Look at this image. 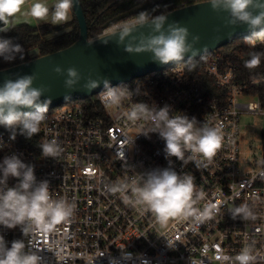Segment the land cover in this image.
I'll use <instances>...</instances> for the list:
<instances>
[{
  "label": "built area",
  "instance_id": "built-area-1",
  "mask_svg": "<svg viewBox=\"0 0 264 264\" xmlns=\"http://www.w3.org/2000/svg\"><path fill=\"white\" fill-rule=\"evenodd\" d=\"M137 17L112 24L99 37L117 32ZM257 46L264 53V42L257 41ZM201 74L209 83L199 82ZM116 87L127 91L119 105L101 101L107 88L87 98V104L82 99L59 111L48 110L40 126V145L56 139L63 149L56 158L44 157L41 147L29 148L18 135L12 140L10 132L0 129V162L19 155L34 166L37 183H49L53 199L75 205L70 218L49 231L36 229L28 237L19 227L0 226L8 246L15 239L24 240L25 250L37 253L41 264H234V257L247 247L256 257L251 264H264V138L261 154L256 152L249 166L243 165L240 148L241 117L264 116V70L243 80L218 49L111 88ZM140 104L150 109L168 106L171 115L194 117L197 128L219 127L221 149L199 168L196 162L166 159L158 134H142L150 122L128 118ZM169 166L180 175H192L203 198L194 193L193 214L161 225L137 202L131 188L133 181L142 186L148 172ZM16 183V178L8 181L10 187ZM118 185L127 188L113 193ZM212 204L217 208H211L209 217L198 219L196 215ZM244 204L251 215L234 218V209ZM125 253H132V258L124 259Z\"/></svg>",
  "mask_w": 264,
  "mask_h": 264
},
{
  "label": "clouds",
  "instance_id": "clouds-1",
  "mask_svg": "<svg viewBox=\"0 0 264 264\" xmlns=\"http://www.w3.org/2000/svg\"><path fill=\"white\" fill-rule=\"evenodd\" d=\"M26 2L27 0H0V22L5 26L10 20L14 23ZM208 2L213 10L228 13V24L247 26L251 36L244 39L245 44L255 47L257 41L264 42V0H208ZM73 8L74 0H55L51 9L47 0H32L23 15L38 21L50 20L56 25L67 23ZM166 21L167 17L163 14L152 17L142 12L134 23L125 22L117 29L118 42L122 43L128 38L130 43L127 51L151 52L153 61L161 65L183 61L187 54L193 51V44L187 41L189 30L178 24H170L165 29ZM149 25L152 26L154 34L139 37L135 35L140 28ZM6 30V27L0 28V31ZM199 39V36H194L193 43L199 42ZM22 50V46L13 43L11 39L0 38V57L5 61L14 60L16 54ZM261 58L262 54L253 53L251 58L245 61L244 66L250 70L254 69L261 64ZM191 62L189 58V63ZM54 71L63 74V69L59 66ZM80 78L75 67L68 68L65 88L75 90ZM35 80L34 74L24 75L15 80L7 79L0 85V126L11 133L12 140L16 139L17 130L19 134L31 139L39 133L41 124L47 119L51 99H42L45 89L33 86ZM104 84L108 91L101 94V101L119 105L127 94L126 89L108 87L107 80H104ZM96 87L98 81L95 80H90L84 85L87 90ZM127 115L131 120L144 119L150 122V128L142 131V134L145 136H150V133L158 134L165 143L166 159L175 157L184 164L196 162L199 168L203 160L211 162L222 147L223 136L219 127L205 125L197 128L194 117L189 119L186 115H171L168 106L150 109L147 105L140 104ZM40 147L44 157L56 158L63 151L56 139L45 141ZM186 153L190 155L186 156ZM10 178H16L18 183L10 187L8 185ZM126 188L127 185H118L112 188V192ZM131 191L137 202L145 205L147 211H150L161 225L172 218L193 214L194 193L197 198H203L202 192L197 193L194 177L189 174L180 175L171 166L148 172L142 186L133 181ZM211 208H217V205L206 207L203 212L196 215L197 218L201 220L208 218ZM74 209L75 205L69 204L65 199H53L49 183L47 181L37 183L34 166L26 164L19 155L5 156L0 162V226L7 229L19 227L23 235L28 237L36 229L49 231L64 222L72 216ZM240 213L245 215V219L251 215L246 204L234 209V218L235 214ZM25 249L24 240L15 239L9 247L4 236L0 235V264H41L42 258L37 253ZM132 256V253H125L124 259H131ZM223 259L231 258L225 256ZM255 259L249 248L245 247L234 257V264L235 262L251 264ZM145 264L148 262L145 261Z\"/></svg>",
  "mask_w": 264,
  "mask_h": 264
},
{
  "label": "water",
  "instance_id": "water-1",
  "mask_svg": "<svg viewBox=\"0 0 264 264\" xmlns=\"http://www.w3.org/2000/svg\"><path fill=\"white\" fill-rule=\"evenodd\" d=\"M157 2L158 0H152L138 5L108 21L102 26V29L132 17ZM73 10L80 28L79 39L63 50L0 70V85L7 79L15 80L24 75L34 74L36 80L33 86L45 89L42 99H51L49 105V110H51L76 100L90 98L107 89L104 80L108 81V87L123 84L135 77L189 61V58L191 60L198 59L205 54L215 52L235 41L251 36L246 25L232 26L228 24V13L223 10L219 12L213 10L208 0L181 7L163 14L167 17L164 27L167 29L170 24L186 27L189 30L187 41L189 44H193V51L189 52L183 61L161 65L153 61L151 52L127 51L130 41L126 38L122 43L118 42V32L98 38L89 37V25L81 0H74ZM7 26L8 24L5 26L0 22V28ZM152 34H154L153 28L149 25L140 28L135 35L139 37ZM194 36L200 37L199 42L193 43ZM57 66L63 69V74L54 71ZM70 67H75L81 77L75 85V90L65 88L67 69ZM90 80L98 81V87L91 90L85 89L84 85Z\"/></svg>",
  "mask_w": 264,
  "mask_h": 264
},
{
  "label": "trees",
  "instance_id": "trees-1",
  "mask_svg": "<svg viewBox=\"0 0 264 264\" xmlns=\"http://www.w3.org/2000/svg\"><path fill=\"white\" fill-rule=\"evenodd\" d=\"M112 1L113 0H81L85 17L89 25V37L98 38L103 32L102 26L104 24L118 15L131 10L132 7L134 8L136 5L143 4V0H123L115 3ZM201 1L206 0H163L157 4H153L146 13L154 17L178 9L183 4L191 5ZM6 29V31H0V38L11 39L13 43L20 44L23 50L17 53L15 59L12 61H5L3 57H0V70L68 48L73 45L80 36V28L74 10L72 11V20L60 26H54L51 23H43L37 26H33L29 23L15 25L11 23L8 24ZM34 49L39 51L35 56L31 54V50ZM219 53L222 54L227 65H233L239 69L243 80L258 77L264 70V53L261 46L249 48L242 42L235 41L220 48ZM253 53L262 54L261 64L250 70L244 65L245 61L249 60ZM199 82L209 83L202 74ZM87 101H89L87 98L83 99L82 103H86ZM86 107L91 108V104L88 103ZM0 129L8 131L3 126H0ZM17 135L25 146L36 150L40 148L41 136L39 133L34 135L31 139L19 134V130H17Z\"/></svg>",
  "mask_w": 264,
  "mask_h": 264
},
{
  "label": "rangeland",
  "instance_id": "rangeland-1",
  "mask_svg": "<svg viewBox=\"0 0 264 264\" xmlns=\"http://www.w3.org/2000/svg\"><path fill=\"white\" fill-rule=\"evenodd\" d=\"M24 7L28 8L29 6L27 5ZM38 53L39 51H37V49L31 50V54L33 56L37 55ZM75 103L76 102L73 101L63 106H59L55 110L59 111L61 108H67L69 106L74 105ZM263 131H264V116L263 115L245 114L241 117L240 148H241V161L243 165L249 166L250 163L253 161L254 159L253 155L256 152H258V154H261V149L263 146V138H264Z\"/></svg>",
  "mask_w": 264,
  "mask_h": 264
},
{
  "label": "crops",
  "instance_id": "crops-1",
  "mask_svg": "<svg viewBox=\"0 0 264 264\" xmlns=\"http://www.w3.org/2000/svg\"><path fill=\"white\" fill-rule=\"evenodd\" d=\"M32 2V0H27V2H26V4L24 5V6H29V4ZM47 3L49 4V6H50V9H51V6L55 3V0H47ZM27 10V7L25 8H23L22 9V12L20 13V14H18V18L16 19V21L13 23L11 20L9 21V23L8 24H20V23H29V24H32V25H35V26H37V25H40V24H43V23H51L50 22V20L49 21H47V22H44V21H38V20H36V19H33V18H31V17H26V16H24L23 15V12L24 11H26ZM72 20V13H71V16H70V19H69V21H71ZM68 21V22H69ZM52 24V23H51ZM62 24H64V23H61V24H56V25H54V26H60V25H62Z\"/></svg>",
  "mask_w": 264,
  "mask_h": 264
},
{
  "label": "flooded vegetation",
  "instance_id": "flooded-vegetation-1",
  "mask_svg": "<svg viewBox=\"0 0 264 264\" xmlns=\"http://www.w3.org/2000/svg\"><path fill=\"white\" fill-rule=\"evenodd\" d=\"M120 1H123V0H113L112 2L115 3V2H120ZM150 1H152V0H143L142 3L144 4V3H148V2H150ZM161 1H163V0H158L157 3L161 2ZM113 3H111V4H113ZM157 3H155V4H157ZM152 5H153V4H152ZM152 5H151L148 9H145V10H143V11L137 13V14H140V13H142V12H146L147 10H149V9L152 7ZM136 6H138V5H136ZM136 6H134V7H136ZM132 8H133V7H132ZM130 9H131V8H130Z\"/></svg>",
  "mask_w": 264,
  "mask_h": 264
}]
</instances>
